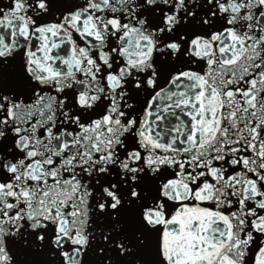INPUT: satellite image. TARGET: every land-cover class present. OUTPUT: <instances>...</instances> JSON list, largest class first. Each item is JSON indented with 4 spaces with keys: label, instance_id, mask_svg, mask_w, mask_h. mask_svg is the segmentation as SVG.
Returning <instances> with one entry per match:
<instances>
[{
    "label": "snow or ice",
    "instance_id": "snow-or-ice-1",
    "mask_svg": "<svg viewBox=\"0 0 264 264\" xmlns=\"http://www.w3.org/2000/svg\"><path fill=\"white\" fill-rule=\"evenodd\" d=\"M0 264H264V0H0Z\"/></svg>",
    "mask_w": 264,
    "mask_h": 264
}]
</instances>
